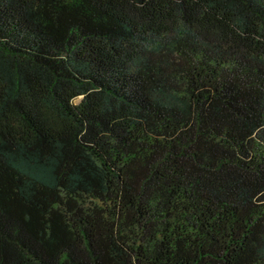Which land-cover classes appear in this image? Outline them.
I'll list each match as a JSON object with an SVG mask.
<instances>
[{
    "label": "trees",
    "instance_id": "1",
    "mask_svg": "<svg viewBox=\"0 0 264 264\" xmlns=\"http://www.w3.org/2000/svg\"><path fill=\"white\" fill-rule=\"evenodd\" d=\"M0 264H264V0H0Z\"/></svg>",
    "mask_w": 264,
    "mask_h": 264
},
{
    "label": "rangeland",
    "instance_id": "2",
    "mask_svg": "<svg viewBox=\"0 0 264 264\" xmlns=\"http://www.w3.org/2000/svg\"><path fill=\"white\" fill-rule=\"evenodd\" d=\"M79 98H80V97L76 98L74 101H75V102L79 101Z\"/></svg>",
    "mask_w": 264,
    "mask_h": 264
}]
</instances>
